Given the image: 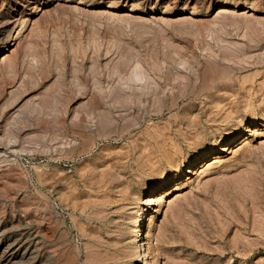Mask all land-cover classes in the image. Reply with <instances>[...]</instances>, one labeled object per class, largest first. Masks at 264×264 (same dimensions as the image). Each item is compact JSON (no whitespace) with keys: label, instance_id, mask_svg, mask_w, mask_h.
Listing matches in <instances>:
<instances>
[{"label":"rangeland","instance_id":"1","mask_svg":"<svg viewBox=\"0 0 264 264\" xmlns=\"http://www.w3.org/2000/svg\"><path fill=\"white\" fill-rule=\"evenodd\" d=\"M0 264H264V0H0Z\"/></svg>","mask_w":264,"mask_h":264},{"label":"bare ground","instance_id":"2","mask_svg":"<svg viewBox=\"0 0 264 264\" xmlns=\"http://www.w3.org/2000/svg\"><path fill=\"white\" fill-rule=\"evenodd\" d=\"M220 150H222V148H221ZM154 190H155V189H154ZM154 190H153V193H154ZM164 191H165V190H164ZM158 195H159V194H158ZM148 201H150V197L148 198ZM138 213H139V212H138ZM148 214H149V213H148ZM140 215H141V214H140ZM140 215H139V219H141V216H140ZM147 216H148V215H147ZM139 219H138V220H139ZM146 223H147V222H146ZM140 229H141V228H140L139 226L136 228L137 237L140 236V234H141V233H140ZM139 240H140V243H141V238H140ZM142 243H143V242H142ZM139 245H140V244H139ZM143 247H144V245H143Z\"/></svg>","mask_w":264,"mask_h":264}]
</instances>
